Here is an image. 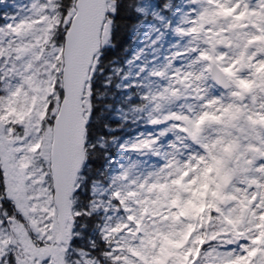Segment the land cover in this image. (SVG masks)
<instances>
[{
    "label": "snow or ice",
    "instance_id": "6c2138e0",
    "mask_svg": "<svg viewBox=\"0 0 264 264\" xmlns=\"http://www.w3.org/2000/svg\"><path fill=\"white\" fill-rule=\"evenodd\" d=\"M0 264H264V0H0Z\"/></svg>",
    "mask_w": 264,
    "mask_h": 264
}]
</instances>
